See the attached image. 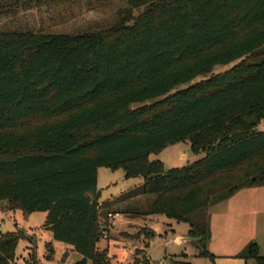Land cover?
Masks as SVG:
<instances>
[{
  "label": "trees",
  "instance_id": "obj_1",
  "mask_svg": "<svg viewBox=\"0 0 264 264\" xmlns=\"http://www.w3.org/2000/svg\"><path fill=\"white\" fill-rule=\"evenodd\" d=\"M53 1L0 0V16ZM125 3L104 27L0 28V201L44 211L77 264H110L97 173L122 169L141 183L115 200L146 196V214L187 222L198 255L213 260L208 207L264 186V0ZM185 140L205 156L169 169L148 158ZM21 236L0 231V264H15ZM235 256L264 264L254 241Z\"/></svg>",
  "mask_w": 264,
  "mask_h": 264
},
{
  "label": "rangeland",
  "instance_id": "obj_2",
  "mask_svg": "<svg viewBox=\"0 0 264 264\" xmlns=\"http://www.w3.org/2000/svg\"><path fill=\"white\" fill-rule=\"evenodd\" d=\"M125 7V0H56L37 6L32 3L31 7L21 5L0 16V28L71 33L109 25L118 10ZM234 63L215 65L212 73L225 71ZM204 77L206 75L197 76L174 90ZM256 129L264 131V119ZM204 156V151H193L189 140H185L151 153L148 158L159 160L169 169L189 165ZM140 180V177L126 179L122 169L100 167L97 173L100 199L110 198L123 189L129 190V185ZM250 190L254 193H236L208 207L211 241L207 249L214 255L213 260L198 255L195 241L183 240L189 230L187 222L164 214H146L149 209L146 196L126 201L114 198L101 208L100 220L105 228L98 246L107 248L110 264H127L143 254L149 258V264H233L238 261L256 264L252 258L242 260L235 256L250 241L256 242L259 253L264 255V191H257L262 190L259 186ZM8 207L11 204L0 201V231L23 233L15 247V264H77L81 260L82 256L70 245L52 238L51 232L44 227V211ZM47 245L52 249L49 259Z\"/></svg>",
  "mask_w": 264,
  "mask_h": 264
},
{
  "label": "crops",
  "instance_id": "obj_3",
  "mask_svg": "<svg viewBox=\"0 0 264 264\" xmlns=\"http://www.w3.org/2000/svg\"><path fill=\"white\" fill-rule=\"evenodd\" d=\"M264 119V118H263ZM262 119V120H263ZM261 120V121H262ZM260 121V122H261ZM140 183H141V180L140 181H138L137 183H135V184H132V185H129V187H128V189H131V188H134V187H136V186H138V185H140ZM259 188L260 189H262V190H257V191H264V186H259ZM250 189H256V187H254V188H252V187H249V188H243V189H240L239 191H237L236 193H240V192H243V193H245V194H249V193H254L253 192V190H250ZM127 189H123V190H121V192L120 193H118V194H116V195H114V196H111L110 198H107V199H105V200H107V201H111V200H113L114 198H116L117 196H119V194H121L122 192H124V191H126ZM235 193V194H236ZM231 197H233V196H231ZM105 200H101L100 199V202H102V201H105ZM213 224H214V222H213ZM213 224H212V226H213ZM210 228H211V226H210ZM211 230V229H210ZM210 241H211V238H210ZM99 244V243H98ZM242 259V258H241ZM243 260V259H242ZM233 264H242V262L241 261H238V262H235V263H233ZM245 264V263H244ZM248 264V263H247ZM250 264V263H249Z\"/></svg>",
  "mask_w": 264,
  "mask_h": 264
},
{
  "label": "water",
  "instance_id": "obj_4",
  "mask_svg": "<svg viewBox=\"0 0 264 264\" xmlns=\"http://www.w3.org/2000/svg\"><path fill=\"white\" fill-rule=\"evenodd\" d=\"M183 240H193V241H197V240H199V237L187 236V237L183 238Z\"/></svg>",
  "mask_w": 264,
  "mask_h": 264
}]
</instances>
